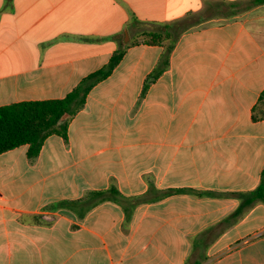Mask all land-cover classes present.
<instances>
[{
  "label": "crops",
  "instance_id": "1",
  "mask_svg": "<svg viewBox=\"0 0 264 264\" xmlns=\"http://www.w3.org/2000/svg\"><path fill=\"white\" fill-rule=\"evenodd\" d=\"M120 49L67 138L0 154V264H264V2L0 0V106Z\"/></svg>",
  "mask_w": 264,
  "mask_h": 264
},
{
  "label": "trees",
  "instance_id": "2",
  "mask_svg": "<svg viewBox=\"0 0 264 264\" xmlns=\"http://www.w3.org/2000/svg\"><path fill=\"white\" fill-rule=\"evenodd\" d=\"M255 3L264 0H254ZM146 40L151 44H162L167 35L146 32ZM171 50L164 56L163 63L152 75L155 79L169 64ZM124 49L116 51L110 61L101 69L89 74L65 97L42 101H20L0 106V154L21 145H28V155H39L46 139L53 134L67 138L69 120L86 104L88 94L98 82L108 78L124 57ZM255 120L264 118V91L254 107ZM256 201L264 202V172L260 185L244 194V205ZM193 264H199L194 262Z\"/></svg>",
  "mask_w": 264,
  "mask_h": 264
}]
</instances>
